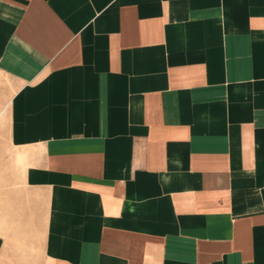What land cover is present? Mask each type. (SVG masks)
Instances as JSON below:
<instances>
[{
	"label": "crops",
	"instance_id": "0c3cea01",
	"mask_svg": "<svg viewBox=\"0 0 264 264\" xmlns=\"http://www.w3.org/2000/svg\"><path fill=\"white\" fill-rule=\"evenodd\" d=\"M0 116V264H264V0H0Z\"/></svg>",
	"mask_w": 264,
	"mask_h": 264
},
{
	"label": "rangeland",
	"instance_id": "374dc122",
	"mask_svg": "<svg viewBox=\"0 0 264 264\" xmlns=\"http://www.w3.org/2000/svg\"><path fill=\"white\" fill-rule=\"evenodd\" d=\"M4 121L0 116V184L3 186V189L0 187V230L6 232L10 249L14 248L17 259L25 252L28 259L35 258L37 262L41 254L42 228L39 218L37 222L35 217L27 219L26 208L19 202L17 190L22 184V164L18 156H12Z\"/></svg>",
	"mask_w": 264,
	"mask_h": 264
}]
</instances>
